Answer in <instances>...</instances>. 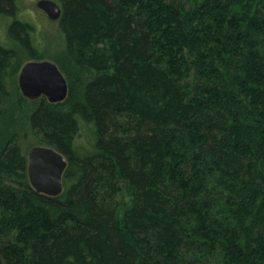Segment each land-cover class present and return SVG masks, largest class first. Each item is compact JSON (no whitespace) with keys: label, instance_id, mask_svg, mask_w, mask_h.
Segmentation results:
<instances>
[{"label":"trees","instance_id":"trees-1","mask_svg":"<svg viewBox=\"0 0 264 264\" xmlns=\"http://www.w3.org/2000/svg\"><path fill=\"white\" fill-rule=\"evenodd\" d=\"M18 1L0 0V264H264V0H52L53 54ZM33 60L63 101L21 94ZM34 146L66 159L58 196L29 184Z\"/></svg>","mask_w":264,"mask_h":264},{"label":"water","instance_id":"water-1","mask_svg":"<svg viewBox=\"0 0 264 264\" xmlns=\"http://www.w3.org/2000/svg\"><path fill=\"white\" fill-rule=\"evenodd\" d=\"M36 7L52 21L59 19L61 10L52 0H38ZM21 94L30 100L45 97L49 103L63 101L67 96V83L57 66L48 60L28 61L18 72ZM66 159L55 150L34 146L27 152V176L37 193L55 197L62 190V175Z\"/></svg>","mask_w":264,"mask_h":264},{"label":"rangeland","instance_id":"rangeland-1","mask_svg":"<svg viewBox=\"0 0 264 264\" xmlns=\"http://www.w3.org/2000/svg\"><path fill=\"white\" fill-rule=\"evenodd\" d=\"M37 1L38 0H19L18 17L21 20L26 21L34 26L36 30L35 37L41 41L45 40L40 44L41 48H44L47 52L53 54L58 49L56 48L58 46V43L55 45V41L57 40V25L55 23L56 21H51L50 19H48L46 15L36 7ZM8 21H11V19ZM7 24V21H0V42L5 45H7L6 42H8L6 35ZM22 58L26 59L27 57L25 55H22Z\"/></svg>","mask_w":264,"mask_h":264}]
</instances>
